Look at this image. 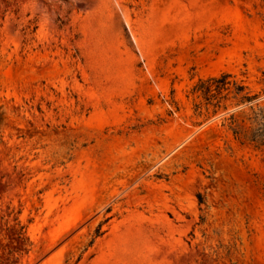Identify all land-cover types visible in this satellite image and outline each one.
<instances>
[{
    "label": "rangeland",
    "instance_id": "rangeland-1",
    "mask_svg": "<svg viewBox=\"0 0 264 264\" xmlns=\"http://www.w3.org/2000/svg\"><path fill=\"white\" fill-rule=\"evenodd\" d=\"M263 112L264 0H0V264H264Z\"/></svg>",
    "mask_w": 264,
    "mask_h": 264
},
{
    "label": "trees",
    "instance_id": "trees-1",
    "mask_svg": "<svg viewBox=\"0 0 264 264\" xmlns=\"http://www.w3.org/2000/svg\"><path fill=\"white\" fill-rule=\"evenodd\" d=\"M229 74H222L220 77H213L207 80H200L199 83L195 86V90L200 91L201 94L207 99H216L218 95L222 93L223 90L228 89V78ZM237 95L244 91V87L237 86ZM253 98L248 96L247 94L241 97V102L251 101ZM240 132L235 131L236 135H239ZM245 139L250 143H253L255 147H263L264 146V112H263V122L259 125V127L250 135H246ZM199 201L202 203V198L199 196Z\"/></svg>",
    "mask_w": 264,
    "mask_h": 264
}]
</instances>
